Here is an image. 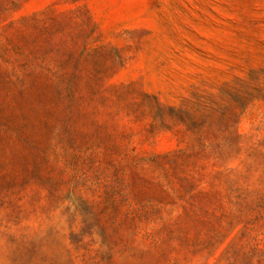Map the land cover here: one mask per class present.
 I'll list each match as a JSON object with an SVG mask.
<instances>
[{
	"label": "rangeland",
	"instance_id": "rangeland-1",
	"mask_svg": "<svg viewBox=\"0 0 264 264\" xmlns=\"http://www.w3.org/2000/svg\"><path fill=\"white\" fill-rule=\"evenodd\" d=\"M0 264H264V0H0Z\"/></svg>",
	"mask_w": 264,
	"mask_h": 264
}]
</instances>
